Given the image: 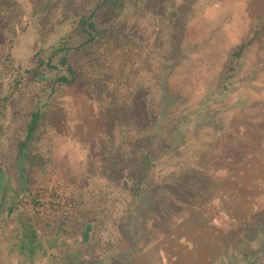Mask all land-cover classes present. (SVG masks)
<instances>
[{"label":"rangeland","instance_id":"1","mask_svg":"<svg viewBox=\"0 0 264 264\" xmlns=\"http://www.w3.org/2000/svg\"><path fill=\"white\" fill-rule=\"evenodd\" d=\"M53 1L52 23L39 33L28 3L0 0V72H8L0 76V264H264V0H126L104 19L123 36L105 50L109 65L135 71L127 102L84 81L55 92L46 80L9 85L19 65H33L38 49L72 28V0ZM181 4L187 21L177 39L169 14ZM15 20L16 49L4 40ZM153 115L165 135L182 115L188 121L175 152L155 151L150 191L139 199L133 174L145 168L147 138L137 133ZM29 187L34 198L22 192ZM24 214L46 251L35 262L16 245Z\"/></svg>","mask_w":264,"mask_h":264},{"label":"trees","instance_id":"2","mask_svg":"<svg viewBox=\"0 0 264 264\" xmlns=\"http://www.w3.org/2000/svg\"><path fill=\"white\" fill-rule=\"evenodd\" d=\"M24 1L31 6L30 16L36 17V22L40 24L38 25L39 33H42L47 23H52L50 16L56 6V2L53 0H41L39 2H34V0ZM125 1L80 0L78 2L80 10H78L75 6L76 0H72L70 4L74 5V10L69 12L71 16L70 21H66L72 28L61 35L57 43L50 49H38L34 55L35 61L33 65L29 64L26 67L19 65L9 85H20L27 78H32V80L36 81L46 80L51 88L50 91L55 92L56 88L61 85H75L84 81L90 89L91 86L92 88L95 86L96 91H100L97 92L98 94H103V92L110 93L112 91L111 96L114 99L116 98V102L133 101L134 94H136V87L132 85V82L135 83V71L133 67L130 68L127 65L128 63L124 65L122 62L119 63L118 67L109 65L112 58L109 52L105 51L110 49L114 44H117L119 47L122 45V31H120L118 26L108 24L104 18L109 15L119 14L125 7ZM183 5L185 4H181L178 10H174L169 14L171 19L175 20L176 30L174 37L177 39L184 33L187 21L186 8ZM22 31L23 29L20 28L19 21L15 20L14 26L5 32L4 40L8 48L14 47L16 49L19 46L20 41H16L15 37ZM241 53L242 48L235 51L234 55L239 57ZM231 61L235 62L234 60ZM232 65L233 63H231L229 69L223 75V89L229 88L231 83L232 76H229V70L233 69ZM7 73L5 74L4 71L0 72V76L5 81L8 78ZM3 74L5 75L3 76ZM165 93L168 94L167 91ZM0 101L2 102V98ZM41 110L42 106H39L30 115L26 126V138L22 140L20 146L21 152L25 149L27 141L32 138L36 127L39 126L43 116ZM152 118L151 125L148 126L149 129L145 128V130L143 129L137 133L147 138L145 143L146 148L142 151L145 168H138L135 174H133L135 193L139 199L150 191L146 181L153 165L152 162L157 158L155 151H159L160 153L166 151L175 152L176 147L184 138L181 126L188 121L186 115H182V118H179L181 122H176L168 135H165L161 132V118H158V115L157 117L153 115ZM143 119L144 115L138 114L134 121L137 122L139 120L143 122ZM27 156V153L23 154L21 156L22 160L25 161ZM22 190L24 194L27 192L30 197H33L31 187L27 188V190L22 188ZM5 192L6 190L4 189L2 196H5ZM21 201L22 199H19L18 203H14L9 207L8 215L16 212ZM24 216L25 221L21 225L22 229L19 231V235L18 232L16 233L19 238V243L16 245L22 251V254L28 257L30 262H35L39 254L38 252H40L38 250L43 247V240L42 236L36 231L33 216L25 214ZM21 218L23 219V217ZM42 249V254L45 255L46 251L44 248Z\"/></svg>","mask_w":264,"mask_h":264},{"label":"water","instance_id":"3","mask_svg":"<svg viewBox=\"0 0 264 264\" xmlns=\"http://www.w3.org/2000/svg\"><path fill=\"white\" fill-rule=\"evenodd\" d=\"M2 166L0 165V198H1V192H2Z\"/></svg>","mask_w":264,"mask_h":264}]
</instances>
